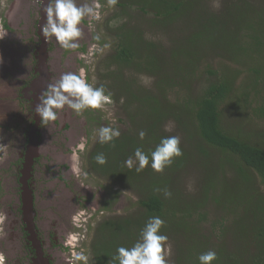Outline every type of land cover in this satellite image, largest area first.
I'll return each instance as SVG.
<instances>
[{
	"label": "trees",
	"instance_id": "obj_1",
	"mask_svg": "<svg viewBox=\"0 0 264 264\" xmlns=\"http://www.w3.org/2000/svg\"><path fill=\"white\" fill-rule=\"evenodd\" d=\"M203 1L115 4L128 18L134 16L127 10L136 12L132 26L126 21L116 29L108 64L117 70L107 77L121 82L109 87L118 94L111 99L123 103L132 131L120 135L114 146L95 144L87 165L93 174L137 191L139 200L134 216L99 225L90 248L93 264H109L118 247L133 246L152 216L164 220L161 233L173 245V264H199L198 256L209 250L217 253L213 264H264V132L255 137L248 132V123L264 122V0H228L215 12ZM112 18L122 19L116 14ZM143 26L153 38L180 27L184 36L174 40L178 47L165 53L156 41L145 39ZM211 54L219 59L216 67L206 65L197 73L196 67ZM124 70L153 77L154 93L134 88L135 81L123 79ZM204 75L201 91H190L193 80ZM239 79L244 80L240 87L235 85ZM224 108L242 124L224 128ZM169 121L189 150L180 146L182 156L163 172L150 166L141 172L126 167L137 147L148 153L169 136L164 131ZM140 131L146 133L143 140ZM99 153L107 158L103 166L94 159ZM189 166L203 173L195 192L186 195L179 178ZM165 190L171 195L165 196Z\"/></svg>",
	"mask_w": 264,
	"mask_h": 264
},
{
	"label": "flooded vegetation",
	"instance_id": "obj_2",
	"mask_svg": "<svg viewBox=\"0 0 264 264\" xmlns=\"http://www.w3.org/2000/svg\"><path fill=\"white\" fill-rule=\"evenodd\" d=\"M33 4L24 13L19 11L15 20L2 21L9 42L0 40V87L4 86L0 97L13 106L8 100L0 105L4 116L0 118V264H73L72 253L81 250L91 220L89 210L96 204L91 201L95 193L88 188L77 194L72 178L75 158L69 150L75 146L80 152L81 134L76 133L82 131L75 126L77 119H99L89 117L90 109L76 115L65 107L56 121L45 126L35 113L48 83H55L65 72L83 70L88 77L84 48L63 57L55 38L46 42L41 35L44 3ZM94 5L102 13V0ZM91 22L85 18L81 25L90 27ZM93 50L97 49L86 52ZM91 134L88 129L85 136ZM50 140L51 150L42 155V145ZM95 144L86 151V162Z\"/></svg>",
	"mask_w": 264,
	"mask_h": 264
},
{
	"label": "rangeland",
	"instance_id": "obj_3",
	"mask_svg": "<svg viewBox=\"0 0 264 264\" xmlns=\"http://www.w3.org/2000/svg\"><path fill=\"white\" fill-rule=\"evenodd\" d=\"M36 0H0V39L3 44H8L9 40L7 39V36L5 35L6 32H4L2 26H3V19H12L15 20V17H17V14L19 11L23 12V9L26 10L29 5L31 7L34 5L33 3ZM99 2V0H77L78 5L79 4H95ZM104 4V8L102 13L99 12V18L93 19L90 27L85 25H80L82 30V36L78 40L79 48L83 47L84 52H82V55L84 57V61H87L86 63V70L85 74L88 77L87 82L92 84L94 87H99L100 85H104L107 92L111 93V96H118L117 92L111 91L109 89L110 86L115 84V87L120 85V81H116L113 79H108V74L115 72L117 69L116 67L110 66L109 63V56L113 53V48L115 46L116 40L115 36L117 33V27H119L122 23H128V26H132L130 24L131 21L134 22L136 12L134 10H127L128 15H133L134 17L128 18V16L119 14V9H117L115 6L110 7L107 3V0H102ZM228 0H204L203 4L206 5V7L211 11H219L223 9L224 5H227ZM14 4V6H12ZM22 13V15H23ZM119 15L120 18L118 20H113V15ZM16 20H19L17 18ZM127 26V27H128ZM181 28V27H180ZM180 28L177 32L174 33L172 31L171 33H164V35L156 34L153 38L152 32H149L150 30L146 27H142L143 33L145 35L146 40H152L156 41V43L160 44L162 49L165 51V53H169L173 47H178L176 44L178 40L184 36L183 32L180 31ZM99 35L100 40L96 41L94 39L95 36ZM5 36V37H4ZM107 44L109 47H104V45ZM98 45V47H96ZM77 48V49H79ZM97 49L93 50L92 53H87V49ZM61 53H63V57L68 53H73L74 50H65L61 48ZM76 50V49H75ZM81 53H79L80 55ZM63 57L61 59V68H64L63 64ZM1 58V55H0ZM219 61L215 57L214 54H211L208 58H204L202 62L199 64L198 67H196L197 73H201L205 66L208 65L209 67H216V64ZM208 63V64H206ZM200 70V71H199ZM123 79L124 80H130L135 81L136 86L134 88H139L142 91H147L154 93V78L147 76L143 73H138L135 70H124L122 71ZM200 76L199 78H195L193 80V83L190 86V91L193 93H199L201 89L205 85V77ZM247 76H244V79ZM236 81L238 86L240 87L242 81ZM6 83L3 81L2 85H5ZM4 86L0 87L2 90ZM143 93V92H141ZM8 99L0 97V105L2 102L7 101ZM9 101V100H8ZM10 106H13L11 101L8 103ZM123 103L120 102H113L109 105H107L104 109H96L86 111L92 118L99 119V122L96 121H89L88 118L84 119H77L76 127L81 128L82 132H78L77 129V135L81 134L82 136L86 135V132L88 129L92 130L91 136L88 137V142L91 141L89 145L86 146V149L84 151H76V147L73 146L71 150H69V155L74 156L75 162L73 165L74 172L72 174V178L75 180L76 183V192L77 194H80V190L82 188H88L89 191H93L95 193V197L91 199L96 204V206H92L89 210L91 213V220H89L88 224V231L84 237V242L81 243V250H84L86 254L89 256V264H93L91 262V255H90V248L92 243L96 240V234L98 232V227L103 221H107L110 219L115 218H126L134 216L135 213L138 211L137 202L139 200V194L138 192H134L132 190L127 189L126 187L123 188V185H119L117 183H114L111 179H109L106 176H100L96 173H92L87 166V162L85 160L86 151H88L92 144L98 143V136L96 135L98 129L102 126H109L113 128H118L120 131V135H125L128 131H132V124L126 119L125 112L122 108ZM134 106V105H133ZM133 106H130L132 109ZM222 111V126L224 128H227L228 126L232 127L234 125L235 127H238L237 124L241 125L242 123L239 120V117L234 116L233 120L231 116L233 114H230V111L228 108H224ZM235 114V112H232ZM4 117L3 113L0 114V118ZM236 124H235V123ZM94 124L93 126H90ZM251 125V126H250ZM90 126V127H88ZM233 128V127H232ZM235 129V128H234ZM164 131L169 136H178L180 138V146L183 147L186 146L188 149L187 144L185 143L183 139V135L176 131V127L172 122H167L164 126ZM248 132L252 133L255 137L259 132H264V122L255 120L253 124L248 123ZM79 133V134H78ZM51 144L52 140L50 142H46L42 145L41 154L47 152L48 149L51 150ZM189 150V149H188ZM47 154H45L46 156ZM215 153L213 154V156ZM4 156V155H3ZM212 156V157H213ZM218 156V155H217ZM2 157V156H1ZM88 161V160H87ZM1 162V159H0ZM189 169L182 175H180L179 178V185L181 186V189L184 191L183 193L188 195V193L195 192V189L198 188L199 182L202 179V173L199 169H195L193 166H189ZM230 177L229 175H227ZM83 191V189H82ZM84 192V191H83ZM86 196L83 194V197ZM211 210H214L213 206ZM2 220V217L0 216V221ZM230 237H228V240L230 242ZM229 244V243H228ZM231 245V242H230ZM173 245L171 243H167L164 245V255L165 259L167 260V264H173L174 262V256L175 253L173 251ZM75 251H79L75 248ZM255 251V249H254Z\"/></svg>",
	"mask_w": 264,
	"mask_h": 264
},
{
	"label": "clouds",
	"instance_id": "obj_4",
	"mask_svg": "<svg viewBox=\"0 0 264 264\" xmlns=\"http://www.w3.org/2000/svg\"><path fill=\"white\" fill-rule=\"evenodd\" d=\"M44 3L42 13L44 23L40 28L41 35L48 42L55 38L56 43L65 50L79 48L78 40L82 36L81 23L85 18L89 20L98 19V5L79 4L77 0H41ZM118 0H107L110 7L115 6ZM96 41L100 36L94 37ZM104 47H109L105 44ZM39 103L35 107V113L40 117L42 125H48L57 119L60 110L71 109L76 115H82L86 110L104 109L112 103L111 93L107 92L104 85L94 87L88 83L84 71L79 73L65 72L55 83H48L45 90L39 96ZM96 135L100 144H113L119 138L118 128L102 126ZM146 133L139 132L141 140ZM88 145V137L82 136L77 148L84 151ZM180 138L178 136H167L161 138L154 150L146 153L141 147H137L134 155L125 161L129 169L135 166L137 172L151 167L155 172L163 170L173 163L174 158L182 156ZM95 162L105 165L107 158L103 153L97 154ZM171 193L165 190V196ZM164 220L159 216H152L139 233L138 240L131 247H118L116 254L111 257L109 264H167L164 253V245L168 237L161 233ZM218 259L213 250L201 253L198 256L199 264H213ZM73 264H89V256L84 250L73 251Z\"/></svg>",
	"mask_w": 264,
	"mask_h": 264
}]
</instances>
